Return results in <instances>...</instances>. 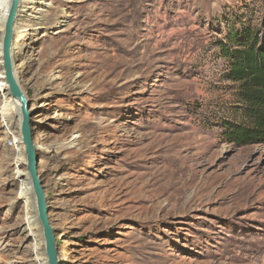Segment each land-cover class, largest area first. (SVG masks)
<instances>
[{
    "label": "rangeland",
    "instance_id": "obj_1",
    "mask_svg": "<svg viewBox=\"0 0 264 264\" xmlns=\"http://www.w3.org/2000/svg\"><path fill=\"white\" fill-rule=\"evenodd\" d=\"M20 1L12 58L60 264H264V143L222 137L247 122L217 46L264 0ZM8 5L0 264H47L1 68Z\"/></svg>",
    "mask_w": 264,
    "mask_h": 264
},
{
    "label": "trees",
    "instance_id": "obj_2",
    "mask_svg": "<svg viewBox=\"0 0 264 264\" xmlns=\"http://www.w3.org/2000/svg\"><path fill=\"white\" fill-rule=\"evenodd\" d=\"M217 46L247 122L225 121L222 137L235 146L264 143V18L260 26L233 25Z\"/></svg>",
    "mask_w": 264,
    "mask_h": 264
},
{
    "label": "water",
    "instance_id": "obj_3",
    "mask_svg": "<svg viewBox=\"0 0 264 264\" xmlns=\"http://www.w3.org/2000/svg\"><path fill=\"white\" fill-rule=\"evenodd\" d=\"M19 1L10 0L9 3L1 41V68L3 78L7 84V92L18 104L20 142L24 147L25 168L35 199L37 220L41 228L46 262L47 264H60L57 239L54 229L50 224L46 195L38 173V155L33 139L32 113L29 110V100L18 82L12 58L14 22L18 13Z\"/></svg>",
    "mask_w": 264,
    "mask_h": 264
},
{
    "label": "bare ground",
    "instance_id": "obj_4",
    "mask_svg": "<svg viewBox=\"0 0 264 264\" xmlns=\"http://www.w3.org/2000/svg\"><path fill=\"white\" fill-rule=\"evenodd\" d=\"M9 3H10V0H9ZM21 1H19V6H18V12H19V7L20 6H22L21 5ZM8 8H9V5H8ZM8 8H7V10H6V15H7V12H8ZM5 19H6V16H5ZM15 21H16V19H15ZM4 22H5V20H4ZM21 22V21H20ZM3 30H4V26H3ZM2 34H3V32H2ZM1 41H2V38H1ZM24 51V50H23ZM27 61V60H26ZM3 74V73H2ZM4 79V78H3ZM5 81V80H4ZM6 83V82H5ZM7 85V84H6ZM13 100V102L16 104V106L18 107V104L16 103V101L14 100V99H12ZM8 106V105H7ZM6 106V107H7ZM6 107H5V109H3V111H5L6 110ZM22 146H23V144H22ZM24 148V147H23ZM25 156V155H24ZM32 189V188H31ZM35 200V199H34ZM36 208V207H35ZM37 215V214H36ZM34 229H36V227H33L32 225H27V226H25V231L27 230L28 231V235H32V234H34ZM23 235V234H22ZM42 235V234H41ZM43 239V238H42ZM44 257H45V255H44ZM45 259H46V257H45Z\"/></svg>",
    "mask_w": 264,
    "mask_h": 264
},
{
    "label": "built area",
    "instance_id": "obj_5",
    "mask_svg": "<svg viewBox=\"0 0 264 264\" xmlns=\"http://www.w3.org/2000/svg\"><path fill=\"white\" fill-rule=\"evenodd\" d=\"M13 141H14V139H13ZM15 142V141H14Z\"/></svg>",
    "mask_w": 264,
    "mask_h": 264
}]
</instances>
